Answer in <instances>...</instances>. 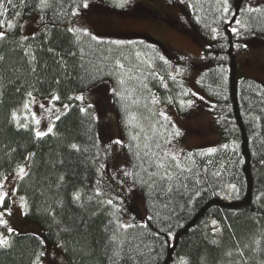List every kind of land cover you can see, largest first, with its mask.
I'll return each mask as SVG.
<instances>
[{
    "label": "trees",
    "instance_id": "16d2710c",
    "mask_svg": "<svg viewBox=\"0 0 264 264\" xmlns=\"http://www.w3.org/2000/svg\"><path fill=\"white\" fill-rule=\"evenodd\" d=\"M91 1L48 0L41 6L40 0H13L5 3L6 12L0 8L6 33L0 39V179L27 163L16 192L24 215L41 224L49 241L60 243L63 253L55 264H264V82L237 69L245 45L264 40V2L249 8L248 0H166L178 4L201 32L205 66L196 85L210 99L220 138L211 149L205 146L210 141H201L179 150L182 166L192 171L173 179L169 192L144 171V136L155 133L162 145L177 140L180 130L160 104L184 110L187 105L179 102L191 93L183 76L172 72L169 50L155 30L71 26L76 9ZM32 12L39 13V25L23 34L21 21ZM153 13L176 24L167 14ZM104 80L112 100L106 107L112 106L131 180L144 199L143 222L125 218L122 206H131L130 197L107 169L110 157L101 133L109 118L92 106L95 86ZM29 92L51 93L60 97L57 105H69L53 119L48 135L36 137L35 108H23L34 100ZM81 93L85 98L76 99ZM120 224L133 226L117 232ZM6 237L0 264H38L41 237L15 231Z\"/></svg>",
    "mask_w": 264,
    "mask_h": 264
},
{
    "label": "rangeland",
    "instance_id": "374dc122",
    "mask_svg": "<svg viewBox=\"0 0 264 264\" xmlns=\"http://www.w3.org/2000/svg\"><path fill=\"white\" fill-rule=\"evenodd\" d=\"M113 1L116 2V7L110 0H93L91 1L93 4L90 2L88 8L76 9L75 20L71 26L87 28L93 25L92 28L103 30L101 32L127 30L128 32L147 33L155 30V35L164 40L168 52H170V55L168 52L167 55L171 61L172 72L183 76L187 89L191 93L187 100L179 102V106L187 105L185 108L188 109L187 111L179 110L175 104H160V108H166L164 109L167 113L166 116L171 118L180 130V137L168 148L178 153L179 150L193 148L201 141H210L209 145H205L210 149L216 146L220 138L218 133L216 134L217 131L213 124L214 115L209 108L210 99L196 85L197 75L205 66L202 50L204 42L200 37L201 32L187 19L185 12L176 3L166 0ZM263 2L264 0H248L247 5L249 8L257 7ZM154 10L157 13L162 12L169 15L173 20H176V24L161 20L158 15L153 13ZM35 16L38 17V22ZM90 22L92 24H89ZM38 25L39 13L32 12L21 21L22 33H32ZM28 27L33 28L29 30ZM249 41H252V37L249 38ZM244 49L237 54L239 73L264 82V40L250 42L249 45H245ZM95 89L98 92L94 95L92 106L98 113L105 111L110 120L107 121V126L101 133L102 141L110 157L107 165L108 172L130 197L131 206L121 203L124 205L122 210L125 211V218L130 220L133 215L132 222H143L146 215L144 199L141 192L135 188L130 175L125 174L126 172L130 173L126 143L125 139L118 135L114 116H112L109 81L104 80V82L97 83ZM52 96L50 93L30 97L34 98V102L32 100L30 102V107L31 109L35 108L31 114H35V118L40 120L38 125L31 120L35 131H47L55 116L65 109L63 107L65 104L57 105L54 101L50 103ZM79 96L81 97L83 94L81 93ZM107 103L110 104L106 107ZM41 105L44 107L41 108ZM47 109H51V111H47ZM26 112L28 114L27 110ZM116 141H120V143H116ZM20 167L26 170L27 163L25 161L20 163L0 179V184L3 185L0 192L6 194L0 212L5 209L9 210L3 217L7 221V225H0V234L7 236L9 234L7 227H11L15 232H32L38 235L43 241V255L38 264H55L62 256L63 249L60 243L49 241L46 238L39 222L24 215L23 199L16 192V181L20 177L17 173ZM133 204L135 208L129 210L130 207L133 208Z\"/></svg>",
    "mask_w": 264,
    "mask_h": 264
},
{
    "label": "snow or ice",
    "instance_id": "6c2138e0",
    "mask_svg": "<svg viewBox=\"0 0 264 264\" xmlns=\"http://www.w3.org/2000/svg\"><path fill=\"white\" fill-rule=\"evenodd\" d=\"M13 0H0V8H3L4 11H7V8H5V3L7 4H12ZM48 3V0H40V4L41 6H46ZM84 7H87V3H85L83 5ZM225 11H227V9H225ZM3 17V12H0V29H3L5 27V22L2 19ZM237 24L240 23L239 20L236 21ZM7 27L11 28L12 24L9 22L7 24ZM233 31H238V29H233ZM6 33L4 31H0V39H4L5 38ZM34 59V57H33ZM0 60H3V57L0 56ZM119 64V62H118ZM119 67L122 69L124 66L122 64H119ZM34 71V69H33ZM130 71V70H129ZM134 77H129V79H133ZM121 83H124L123 80L120 81ZM29 97L32 96V93L29 92L27 94ZM60 97L53 95L51 98V101H56L59 100ZM76 99H82V97H76ZM34 102V100H33ZM153 103H156V100L152 101ZM134 103H138V101H134ZM44 106L41 105V108H43ZM65 109H67L69 107V105L65 104L63 106ZM24 109H29L30 110V104L29 103H25L23 105ZM47 111H51V109H47ZM81 111H84V109H81ZM161 115H163V113H161ZM12 118L14 120H17L16 114L13 113ZM55 119H60L59 115L55 116ZM132 119H135V117H132ZM33 122L35 124H39L40 120L35 118V114H33ZM131 122V120L129 121ZM20 127H28L27 124H21L19 125ZM53 131V128L51 126H49L47 128V131H36L35 135L36 137H42L45 135H48L49 133H51ZM141 131H143V129H141ZM176 135H179V132H176ZM145 141H147V143H145L144 145V151L142 154V164H147L148 167L144 168L145 173L149 176V177H155L156 179H158L160 181V187L161 190L164 191L165 189L169 192L173 191V188L168 186L170 184V182L173 179L176 180H181L185 178V173L186 172H191L192 170L190 168L184 167L183 165V157L175 152L172 151L170 148L166 147L165 145H170V140L165 142V145H162L160 143L159 140H156L155 138V133H153V135L150 137L148 136L147 133H145L144 136ZM116 143H120V141H116ZM71 147L73 149H77V145L73 144L71 145ZM224 148H227L228 145H224ZM210 151H215V149H212ZM138 158L141 157L140 153H137ZM191 157L189 156L188 159H190ZM149 169H151V171H149ZM19 176L23 177L24 175H27V172L25 171V169L23 167H20L17 173ZM126 175H130L131 173L126 172ZM155 182V181H154ZM3 185L0 184V188H2ZM229 187L231 189H235V185H229ZM97 194L99 195V192H97ZM5 193L0 192V207H2L3 203H4V199H5ZM80 198V194L79 193H75L74 194V199L75 200H79ZM23 199V198H21ZM89 199H92V197H89ZM108 204H112L111 200L107 201ZM9 210L5 209L3 212H0V225H7V221L3 218L4 215L6 213H8ZM149 219H151V217H149ZM217 222L215 220L212 221V224H216ZM133 225L131 224H120L117 226L116 231L118 232L120 228H124L125 230L127 228L132 227ZM219 229H217L218 231ZM14 231L13 228L11 227H7V232L12 233ZM111 241L115 242L116 241V236L113 235L111 237ZM8 246V238L6 236H3V234H0V248L6 247ZM119 253H116V255H118ZM242 254V253H241ZM41 255H43V253H41ZM37 260H39V257L37 258ZM181 264H185V262L181 261Z\"/></svg>",
    "mask_w": 264,
    "mask_h": 264
}]
</instances>
